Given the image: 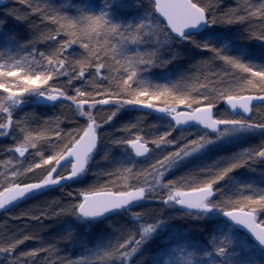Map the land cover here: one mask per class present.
Returning a JSON list of instances; mask_svg holds the SVG:
<instances>
[{
	"label": "snow or ice",
	"instance_id": "6c2138e0",
	"mask_svg": "<svg viewBox=\"0 0 264 264\" xmlns=\"http://www.w3.org/2000/svg\"><path fill=\"white\" fill-rule=\"evenodd\" d=\"M17 2L29 11L12 0L0 9V138L12 140L0 210L55 188L64 199L9 217L24 224L0 233V264L54 256L52 244L20 250L49 218L82 253L56 264H264V0L222 12L213 0ZM190 53L202 57L196 67L227 71L171 70ZM154 67L168 70L153 80ZM29 102L63 112L41 118L23 111Z\"/></svg>",
	"mask_w": 264,
	"mask_h": 264
},
{
	"label": "trees",
	"instance_id": "16d2710c",
	"mask_svg": "<svg viewBox=\"0 0 264 264\" xmlns=\"http://www.w3.org/2000/svg\"><path fill=\"white\" fill-rule=\"evenodd\" d=\"M33 2L35 3L36 0H33ZM51 2L53 3L54 6L63 5L65 7V9H68L73 4L78 3L79 0H51ZM236 2H237V0H213V6L215 8H217L218 11L222 12V11L227 10V8L234 6L236 4ZM12 3L14 4L15 7L19 8L21 12L29 11V9H27L26 4H20L17 2V0H12ZM93 3L100 5L103 3V0H93ZM7 4H9V0H7L6 5ZM120 11H121V15H130L131 14L130 10L126 9V8L121 9ZM40 20H41V18L39 17L38 14H32L30 19H29V23H32V22L39 23ZM256 23L258 25L259 22L257 21ZM22 26H26V28H28L27 25H25V24H18V27L15 26L14 29L16 31H19L21 34V31H23ZM217 27L220 29H224L227 26L218 25ZM39 30H43V29H39ZM243 30H244L243 27H240V28H237L235 26L232 27V32L234 34L241 32ZM22 36L25 38H30V31L28 30V33L26 35H22ZM239 43L247 49V52L250 55H255V56L259 55V45L258 44H253L252 41H250V40H242V41H239ZM39 47H45L46 48V47H48V45L41 43L39 45ZM78 47H79L78 45L73 46V50L78 49ZM207 55L210 56L211 54L208 53ZM190 57H192V58H183L180 61V63L177 66L173 67L171 70L175 72L176 68L178 67L180 70H182L184 72L190 71L193 73H203V74L213 73V72H216L217 70L227 71V69L223 68L219 63H216V62H213V66H207L206 65V66H202V67H196V66H194L196 64V61H199L202 57L198 53H190ZM167 70L168 69H162L159 67H154L153 69L150 70L148 78L155 80L156 77H158L161 73H163ZM23 111L24 112L31 111L33 113H36L41 118H45V117L51 118L55 115L62 114V113L56 111L54 106L39 105V104L32 103V102H29L26 105V107L23 109ZM20 115H23V112H21ZM131 115L134 118L135 116H138L141 114L140 113H133ZM123 119L124 118H122V120ZM147 122L149 124L153 123V121L150 118L147 120ZM113 127L119 128L120 124L117 123ZM179 134H180L179 132L176 133V135H179ZM9 139L11 140V138H9ZM255 142H256L255 140L252 141V143H255ZM103 156H104L103 151L98 153V155L96 156V163H97L99 168L108 169L110 167V165H109L108 161H106L105 159L102 158ZM7 159H8V156L4 154V148L0 144V161L7 160ZM139 162L146 164L148 162H151V158H149L148 161L141 160ZM24 163L27 164V161H25ZM4 172H6V166L3 164H0V173H4ZM179 174H180L179 172L176 173V175H179ZM89 175L91 176V173ZM255 178L258 180L259 176L257 175ZM0 179H3V176H0ZM85 183H91V180L85 181ZM81 186L82 185H78V187H75V188H79ZM63 191L64 190L62 188H55L50 192L42 194L41 196L26 200V201L18 204L15 208H12V210H13L12 211V217L17 216L16 214H19L22 211H26L29 209L34 210L36 208H41V207L46 208V207H48V205L50 203L59 202V201L63 200L64 199ZM151 207H152L151 205H144L143 206V208H145V209H148ZM0 213H2V211H0ZM1 217H4V216H1ZM3 220H8V219L3 218ZM119 220H120L119 217L110 218V221H112V227H118L117 221H119ZM12 221H14L15 224L10 226L11 230L14 231L17 226L23 227L24 221H18L15 219H12ZM178 222L183 223V221H180V220H178ZM29 223L31 224V222H29ZM62 225H63L62 220H58V219H54V218L46 219L43 221L42 224H31V227L28 229V231L37 233L39 235L40 239L26 241L20 250H29V249L35 248V247H39L41 249H44L49 244L55 245L56 253L54 256L49 255V253L46 251L42 252L41 254H38L35 258H33L34 264H44L45 258H47V260L50 261L51 264H56V262L62 257H65L67 259H73V258H75L76 255L82 254L80 252L79 248L69 246L66 241L58 240V237L61 234ZM93 243H94V241H93ZM88 246H91V245H88ZM148 251H150V249H146L144 253H141L139 256H137L136 260H140L141 257L146 258ZM26 264H27V258H26Z\"/></svg>",
	"mask_w": 264,
	"mask_h": 264
},
{
	"label": "rangeland",
	"instance_id": "374dc122",
	"mask_svg": "<svg viewBox=\"0 0 264 264\" xmlns=\"http://www.w3.org/2000/svg\"><path fill=\"white\" fill-rule=\"evenodd\" d=\"M9 6V4L1 7L0 9ZM9 27L13 28L16 26L18 27V24L13 21H10L9 23ZM22 30L21 31V35H26L28 33V28H26V26H22ZM54 108L56 111L62 113L63 112V108L61 104H55ZM12 141L8 138V139H4V138H0V144L3 146V148H5L7 145L11 144ZM73 187H78V185H73ZM2 211V213H0V233H7V231L10 229V226L15 224L14 221H12V219H9V217H12V209H10L9 211L5 212L4 210H0ZM7 214V215H6ZM15 215V214H14ZM18 215V214H16ZM3 218H7L8 220H3ZM3 220V221H2Z\"/></svg>",
	"mask_w": 264,
	"mask_h": 264
},
{
	"label": "water",
	"instance_id": "95a60500",
	"mask_svg": "<svg viewBox=\"0 0 264 264\" xmlns=\"http://www.w3.org/2000/svg\"><path fill=\"white\" fill-rule=\"evenodd\" d=\"M5 3H6V0H0V6H3ZM38 104H42V105H51L52 103L49 102V103H47V104H44V103H38Z\"/></svg>",
	"mask_w": 264,
	"mask_h": 264
}]
</instances>
